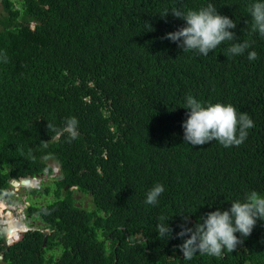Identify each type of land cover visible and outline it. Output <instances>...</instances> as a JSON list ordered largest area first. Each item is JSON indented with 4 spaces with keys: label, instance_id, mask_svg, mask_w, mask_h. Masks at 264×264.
Wrapping results in <instances>:
<instances>
[{
    "label": "trees",
    "instance_id": "trees-1",
    "mask_svg": "<svg viewBox=\"0 0 264 264\" xmlns=\"http://www.w3.org/2000/svg\"><path fill=\"white\" fill-rule=\"evenodd\" d=\"M252 2L1 0L0 189L56 167L44 187L26 185L52 195L28 207L50 234L43 245L44 229L22 230L1 246L9 264H264V221L218 258L185 260L186 237L176 236L253 190L264 196V43L251 31ZM209 3L236 21L231 31L256 60L219 53L226 42L205 56L165 38L185 24L173 8ZM189 95L247 113L254 127L244 143H186ZM71 117L79 137L69 142L56 133ZM157 183L159 202L145 203ZM168 218L163 241L156 225ZM55 246L57 259L47 257Z\"/></svg>",
    "mask_w": 264,
    "mask_h": 264
},
{
    "label": "clouds",
    "instance_id": "clouds-1",
    "mask_svg": "<svg viewBox=\"0 0 264 264\" xmlns=\"http://www.w3.org/2000/svg\"><path fill=\"white\" fill-rule=\"evenodd\" d=\"M247 11L252 21L251 31L262 36L259 40L264 43V0H254ZM170 12L185 24L176 31L166 33L165 38L177 42L183 51H196L207 56L226 42L219 53L228 52L229 55L240 56L251 47L249 41L236 38V33L231 31L236 27V21L221 15L212 3L187 11L173 8ZM168 13L169 11H166L161 17L167 16ZM247 58L254 61L258 55L254 50L247 51ZM184 108L188 109L187 118L182 123L184 141L190 145H205L217 141L225 148L240 146L246 140L248 130L254 127V121L249 115L244 112L238 115L232 104L217 102L205 106L189 95L186 97ZM47 128L52 129L53 126L47 124ZM64 133H67L69 142L79 137L78 120L75 117L69 118L63 129L56 134L60 136ZM164 191V186L157 183L147 192L145 203L156 205ZM187 218L188 216H184L185 221ZM169 219L156 225L157 237L160 240L172 238L173 229L167 222ZM258 220L264 221V196L253 190L246 194L242 201H232L228 209L217 208L199 217V221L192 227L180 225L176 236L186 237L183 243L178 245L182 257L191 260L199 253L218 258L225 251L233 252L243 243V238L251 234ZM236 233L240 236L235 235Z\"/></svg>",
    "mask_w": 264,
    "mask_h": 264
},
{
    "label": "flooded vegetation",
    "instance_id": "flooded-vegetation-1",
    "mask_svg": "<svg viewBox=\"0 0 264 264\" xmlns=\"http://www.w3.org/2000/svg\"><path fill=\"white\" fill-rule=\"evenodd\" d=\"M55 170L56 168L53 167V171ZM53 175H55V173L53 172L52 173L42 172V173L36 174L35 178L33 177V181L27 183L26 185L36 186L37 188H42L45 186L46 182L52 181ZM13 180L14 179L10 180V185H8L6 188L0 189V204L1 202L5 203V206L0 211V220L6 221L5 219H7L6 221L8 222L7 226L8 225L11 227L13 226V228L17 226L18 229L16 230L18 231V233H16L13 236H8L5 239L0 235V264H9L8 260H5L4 251L1 248V246L6 247L9 241L12 238L18 236L19 233L22 232V230L33 229V228H37L39 230L46 229L44 228L43 223L39 220L35 212L33 213L28 212V207L31 204L33 205L37 204L40 207H43L44 206L43 204L46 202V199H51L52 197L51 194L49 195L38 194V193L27 194L26 193L27 187L26 186H16L12 184ZM6 194L7 196H5ZM80 194L82 193L78 194L77 196L78 199L80 197ZM87 200L88 198H85L83 200V203L86 202ZM20 226L24 227V229H19ZM48 234H50L49 229L46 235V239H47ZM45 242L46 240L43 241V245L45 244ZM56 248L57 246H55L54 249L49 250V253H46V256L49 257L51 254H53L54 259H57Z\"/></svg>",
    "mask_w": 264,
    "mask_h": 264
},
{
    "label": "water",
    "instance_id": "water-1",
    "mask_svg": "<svg viewBox=\"0 0 264 264\" xmlns=\"http://www.w3.org/2000/svg\"><path fill=\"white\" fill-rule=\"evenodd\" d=\"M26 182H28L27 180H23V181H17V180H13L12 181V184H14V185H16V186H26ZM65 189H67L68 188V185H65V187H64ZM71 188H74V186H72ZM5 196H7V194L5 195ZM80 204H79V202H76L75 203V206H79ZM83 206L84 207H86L87 206V204H86V202H84L83 203ZM2 222H0V235L5 239L6 237H8V236H10V234L11 233H13V232H18L16 229H18V227H16L15 229L13 228V226L11 227V226H7V223L8 222H6V221H3V220H1ZM47 233H48V229H45V230H43V236H44V238H43V241H45L46 240V235H47Z\"/></svg>",
    "mask_w": 264,
    "mask_h": 264
},
{
    "label": "rangeland",
    "instance_id": "rangeland-1",
    "mask_svg": "<svg viewBox=\"0 0 264 264\" xmlns=\"http://www.w3.org/2000/svg\"><path fill=\"white\" fill-rule=\"evenodd\" d=\"M1 4H0V12H1ZM55 165H53V167H54ZM53 173H56V171L55 172H53ZM47 183V182H46ZM46 183H45V185H46ZM32 184V183H31ZM35 185H37V184H35ZM27 189V188H26ZM25 189V190H26ZM31 191H30V189H27V191H26V193L27 194H31V193H35L34 191H32L31 193H30ZM81 200H84L85 198H87V196H84V195H82V194H80V197H79ZM5 206V203H3V202H1V204H0V211H1V209L3 208ZM11 217V216H10ZM13 217V216H12ZM6 221H7V219H5Z\"/></svg>",
    "mask_w": 264,
    "mask_h": 264
},
{
    "label": "bare ground",
    "instance_id": "bare-ground-1",
    "mask_svg": "<svg viewBox=\"0 0 264 264\" xmlns=\"http://www.w3.org/2000/svg\"><path fill=\"white\" fill-rule=\"evenodd\" d=\"M55 167V166H54ZM16 178V177H15ZM18 178V177H17ZM33 181V180H32ZM76 197V196H75ZM4 212V211H3ZM9 213V212H8ZM3 214H5V213H3ZM8 215V214H7ZM11 219V218H10Z\"/></svg>",
    "mask_w": 264,
    "mask_h": 264
}]
</instances>
